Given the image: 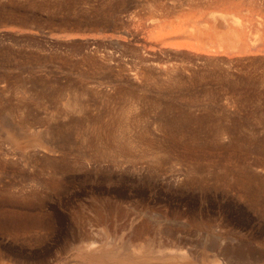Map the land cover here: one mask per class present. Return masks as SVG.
Listing matches in <instances>:
<instances>
[{
    "label": "rangeland",
    "instance_id": "rangeland-1",
    "mask_svg": "<svg viewBox=\"0 0 264 264\" xmlns=\"http://www.w3.org/2000/svg\"><path fill=\"white\" fill-rule=\"evenodd\" d=\"M256 1L0 0V264H264Z\"/></svg>",
    "mask_w": 264,
    "mask_h": 264
},
{
    "label": "bare ground",
    "instance_id": "bare-ground-1",
    "mask_svg": "<svg viewBox=\"0 0 264 264\" xmlns=\"http://www.w3.org/2000/svg\"><path fill=\"white\" fill-rule=\"evenodd\" d=\"M215 1H217V3H218V1H219V3L222 2V5H224L223 3H225V4H229V3H231V4H232V2H231L230 0H215ZM228 1H230V2L228 3ZM232 1H233V0H232ZM238 1H240V0H238ZM243 1H244V0H243ZM243 1H242V2H243ZM240 2H241V1H240ZM242 2H241V3H239V2L235 3V2H234V3H235L236 5L239 3L238 6H241V7H242L243 5H240V4H242ZM248 2L253 3V2H257V1H256V0H247V4H248ZM263 2H264V0H263L262 2H261V1L259 2L260 7H258V8H260V9L262 8V9L264 10V3H263ZM234 3H233V4H234ZM231 4H229L230 6H229V5H228V6L231 7ZM233 4H232V7H234ZM235 4H234V5H235ZM255 4L258 5V3H255ZM259 5H258V6H259ZM251 6H252V4H251ZM254 6H255V5H254ZM254 6H252V7H254ZM232 7H231V8H232ZM241 7H240V8H241ZM256 7H257V6H256ZM236 8H237V7H236ZM211 21H212V19H211ZM233 23H238V21L234 19V20H233ZM212 24H213L214 27L217 28V25H218V24H217V21H216L215 18H213V22H212ZM212 29H215V28H212ZM216 30H217V29H216ZM216 30H215V31H216ZM231 31L233 32V31H235V29L233 28ZM217 32H218V31H216V33H217ZM262 50L264 51V48H263ZM246 51H247V50H244V52H246ZM227 264H228V263H227ZM229 264H230V263H229Z\"/></svg>",
    "mask_w": 264,
    "mask_h": 264
}]
</instances>
